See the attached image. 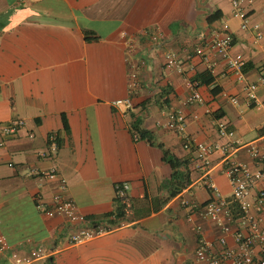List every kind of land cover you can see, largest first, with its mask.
<instances>
[{"label":"crops","instance_id":"crops-1","mask_svg":"<svg viewBox=\"0 0 264 264\" xmlns=\"http://www.w3.org/2000/svg\"><path fill=\"white\" fill-rule=\"evenodd\" d=\"M237 1L235 7L231 0H0V222L10 244L0 264H18L11 252L27 255L28 239L46 252L28 264H193L199 237L213 253L224 248L220 226L200 212L210 192L196 146L239 144L231 158L251 169L257 164L244 145L254 142L264 154V86L256 89V102L246 95L264 65V0ZM238 11L246 16L244 28ZM224 25L232 37L229 55L244 60L238 72L207 49L211 71L193 54ZM168 54L192 70L181 75L167 67ZM130 65H137L133 92ZM203 73L212 83L196 82L201 101L183 109L184 148L182 133L165 127L166 114L191 93L184 76ZM126 99L129 107L113 105ZM16 119L23 121L17 133L3 136L1 129ZM220 122L230 137L219 135ZM164 150L184 163L178 171L188 179L173 197L174 168ZM209 160V179L229 198L220 153ZM51 171L56 176L47 178ZM118 184L127 185L121 198ZM56 194L95 222L117 206L124 214L112 231L68 245L75 225L37 208H51ZM226 246L235 247L231 237Z\"/></svg>","mask_w":264,"mask_h":264},{"label":"built area","instance_id":"built-area-1","mask_svg":"<svg viewBox=\"0 0 264 264\" xmlns=\"http://www.w3.org/2000/svg\"><path fill=\"white\" fill-rule=\"evenodd\" d=\"M231 2L235 7L238 5L237 0H231ZM237 15L243 20L242 27L244 28L246 26L245 14L238 11ZM125 45L127 54H130L133 51L130 40L126 41ZM231 45L232 37L227 32L226 25H224L220 32L215 31L210 39L196 45L193 49V54L200 57L211 71L212 64L208 62V57L205 53L207 49L225 60L230 70L238 72L244 65V60L241 54H236L233 57L229 55ZM165 65L173 68L181 75L192 70V66L183 67L182 63L173 54L166 56ZM130 66L132 70L129 90L133 92L138 88L137 75L135 73L137 65ZM184 81L191 93L185 100L167 112L165 127L182 133L183 138H185L183 146L184 148H189V141L187 140V136H185L186 122L183 109L188 104L200 102L201 97L197 91L196 81L188 78V76L186 77V75L184 76ZM260 86H264V65L260 71L258 80L246 86V95L249 100L256 102L255 91ZM113 105L129 107L131 103L126 99L117 100L113 102ZM22 125V120H12L1 129V133L5 137H11L17 133L19 127ZM217 129L219 135L222 137H230L232 135V131H229L227 125L223 122L218 123ZM2 145L3 142H0V146ZM48 146L50 151H57L58 142L54 133L48 136ZM239 146V144L233 142L221 145L198 144L196 146L197 159L204 173L207 174L203 177V184L210 192L209 200L201 206L200 212L203 217L218 223L221 229L219 242L224 248L218 253H213L210 243L199 237L193 264H264V154L261 153L259 147L254 142L244 145L250 157L257 164L254 169H251L247 165L236 162L231 158ZM215 152H219L221 155L223 172L231 188L229 198L219 192L216 185L208 176L209 157ZM55 176L56 174L53 171L46 174L47 178H54ZM59 188L61 191L66 189L64 178H60ZM126 190L127 185L125 184L115 186L118 198L123 197ZM181 204L186 205L187 202L182 201ZM52 205L51 208H45L39 204L37 208L47 216L55 214L63 215L70 224L75 225V228L65 237L68 245L85 244L112 231L116 226L111 223L112 216H108L98 222L86 218L77 211L74 202L71 199L65 198L62 194H56L52 197ZM227 237L232 238L235 244L234 248L226 246ZM27 241L31 247L27 255H19L16 251L11 252V257L18 264H28L33 260L46 257L43 247L34 246V243L29 239ZM7 249H10V244L4 236V230L0 222V252Z\"/></svg>","mask_w":264,"mask_h":264},{"label":"trees","instance_id":"trees-1","mask_svg":"<svg viewBox=\"0 0 264 264\" xmlns=\"http://www.w3.org/2000/svg\"><path fill=\"white\" fill-rule=\"evenodd\" d=\"M218 18L217 16V12L209 15L207 17V22L211 23L212 21L216 20ZM194 81L198 82V84H206L209 85L212 83V78L210 77L209 73H203V74H199L195 76ZM216 88H214L212 91H215ZM66 122L64 121V128L66 129ZM262 130L264 131V127L262 128ZM138 134L140 136V138L145 139L147 141H151V135L146 132V131H138ZM163 159L165 161H169L172 163L173 165V172L171 174V182H172V188L169 191V197H173L175 194H177L186 184V182L188 183V179L185 176V174L183 172L178 171V168L181 165H184V163H182L181 161H179L178 159H176L175 157L171 156L167 151H163ZM124 212L122 211V206H117V208L114 210L113 213H111L108 216H112L113 219L111 221L112 224H115L116 220L122 218ZM107 216V217H108Z\"/></svg>","mask_w":264,"mask_h":264}]
</instances>
